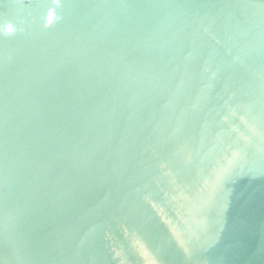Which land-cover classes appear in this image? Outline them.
Returning <instances> with one entry per match:
<instances>
[{"label":"water","instance_id":"obj_1","mask_svg":"<svg viewBox=\"0 0 264 264\" xmlns=\"http://www.w3.org/2000/svg\"><path fill=\"white\" fill-rule=\"evenodd\" d=\"M0 264H264V0H0Z\"/></svg>","mask_w":264,"mask_h":264}]
</instances>
